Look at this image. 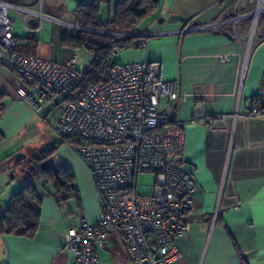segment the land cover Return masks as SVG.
<instances>
[{"label":"crops","instance_id":"crops-1","mask_svg":"<svg viewBox=\"0 0 264 264\" xmlns=\"http://www.w3.org/2000/svg\"><path fill=\"white\" fill-rule=\"evenodd\" d=\"M8 1L32 5L35 0ZM257 1L156 0V10L135 30L151 34L144 38L145 46L119 47L117 61L156 63L162 79L179 82L173 116L184 123L181 163L192 172L196 191L194 207L187 218L188 231L173 239L180 252L173 264H264V114L255 112L256 105L251 107L252 97L264 100V12L254 32L251 33L252 21L246 19L234 26L236 35L230 34L232 38L217 31L177 33L191 25L252 12ZM57 11L69 20L46 15L68 23L75 20L73 13ZM30 21L28 28L23 25V36L13 33L16 46L25 47L23 37L31 34L36 42L29 55L56 63L77 55L81 70L88 66L91 55L70 46L64 45L60 59L54 57V51L48 58L38 56L36 32L42 23L36 28V22ZM59 30L53 31L59 38L62 33H74L67 28ZM220 55L227 56L226 62L218 61ZM14 81V75L0 67V101L6 105L0 118V167L16 152L31 150L21 138L35 115L17 101ZM58 149L62 156L58 154L59 163L71 172L75 185V190L61 199L49 184L41 182L46 195H40L32 177L22 180L11 173L9 181H5L0 176V186L8 188L5 201L0 199V211L10 195L26 182L32 183L41 199L33 236L0 234V264H71L72 254L64 248L66 228L76 226L80 215L90 221L98 219L101 198L89 170L70 145L62 143ZM96 253L98 264H134L126 260L112 234L102 247L96 248Z\"/></svg>","mask_w":264,"mask_h":264},{"label":"built area","instance_id":"built-area-1","mask_svg":"<svg viewBox=\"0 0 264 264\" xmlns=\"http://www.w3.org/2000/svg\"><path fill=\"white\" fill-rule=\"evenodd\" d=\"M9 10L23 13L27 28L28 20L33 19L36 28L43 20H50L74 31L89 29L47 16L39 0L32 5L0 0V67L14 75L17 101L39 113L51 97L61 99L54 132L59 141L78 140L71 148L89 170L101 198L97 220L80 215L78 224L65 230L64 248L72 254L71 264H98L96 248L102 247L110 234L130 263L173 264L180 255L173 239L188 231L187 218L196 191L192 172L181 163L184 123L173 116L178 80L162 79L156 63L117 61L120 48L115 46L109 51L113 64L100 82L75 93L73 88L83 71L77 55L56 63L16 52ZM261 12L264 4L258 0L252 12L191 25L177 33L217 31L236 35L234 26L246 19L252 21V33ZM92 32L132 37L128 46L138 48L144 47V38L151 35ZM226 60V55L218 58L220 63ZM5 109L0 101V118ZM142 172L155 177L151 196L136 194V178Z\"/></svg>","mask_w":264,"mask_h":264},{"label":"trees","instance_id":"trees-1","mask_svg":"<svg viewBox=\"0 0 264 264\" xmlns=\"http://www.w3.org/2000/svg\"><path fill=\"white\" fill-rule=\"evenodd\" d=\"M110 5V0H90L88 3H77L73 15L77 25L94 31L111 33H133L138 24L156 10V0H114L110 11V17L102 22L98 17L101 5ZM132 37H120L109 33L76 30L74 33H62L60 40L65 46L74 49H85L92 57L88 66L82 71V79L73 88V92L80 93L92 84L99 83L102 77L112 66L113 60L109 57L111 48L128 45ZM25 47L19 44L15 51L23 54H31V48L35 46V38L31 34L23 37ZM256 113L264 114V100L258 96L251 98V107H255ZM78 140L67 139L60 143L72 146ZM55 148H52L54 150ZM50 151L45 154L38 153L40 162ZM45 160V159H44ZM34 178H41L44 184H49L54 195L61 199L72 190H75L73 176L67 167L60 165L53 170L49 162L40 164ZM35 167L33 166L32 169ZM41 199L37 195L31 182H26L18 190L13 192L4 208L0 211V234H15L26 237L34 235L39 223Z\"/></svg>","mask_w":264,"mask_h":264},{"label":"rangeland","instance_id":"rangeland-1","mask_svg":"<svg viewBox=\"0 0 264 264\" xmlns=\"http://www.w3.org/2000/svg\"><path fill=\"white\" fill-rule=\"evenodd\" d=\"M19 3L22 2H32V0H16ZM43 4V11L45 14H53L55 17L62 19V20H69L67 16H61L60 12L57 11V9H62L67 14H72L75 9V2L74 0H41ZM114 0H110V5L104 4L100 7L98 12V17L102 22H105L108 17H110L108 14H110L111 7L113 5ZM22 14H16L13 10H9V17L12 22L13 26V33L19 37L23 36L25 34V30L23 29L22 24ZM260 16V15H259ZM258 16V17H259ZM148 17V16H147ZM144 21H142L143 23ZM42 25L38 28L36 32L37 40V54L41 57L48 58V54L51 51H54V57H57V59H60L63 54L64 45L61 43L60 38L55 34H53V31L55 33L57 31H60L59 29L64 30L72 29L68 28L69 26H62L58 23H55L50 20H43ZM75 23V20L73 21ZM141 23V24H142ZM140 23L138 24L141 25ZM137 26V27H138ZM53 34V35H52ZM85 50V49H84ZM86 51V50H85ZM81 52V51H80ZM62 108V102L61 99L57 96L51 97L49 100H47L44 103L43 110L39 113H33L35 115V119L32 120L33 122L30 125V128L27 130L26 134L23 136L24 139L23 145H26L28 147H31V150H27L25 152V158L21 161H19L16 164L11 163L8 167V170H1L0 169V176L5 181H9V176L12 173L11 176H15V178H22V180H25V177H32V180L34 182V185L40 195H46V189L44 188V185L41 180V178H33V175H36L38 173V169L41 167L40 164H46L49 162L50 167L53 170H57L60 166L59 163V157L61 156V153H59V146H62V143H60L59 139L57 138L54 130L52 129L54 121L56 119V116L60 112ZM19 139L18 141L20 142ZM52 148H55L52 150ZM50 151V153L45 157L42 158L41 163L40 162V155L38 153H43L44 156ZM59 154V157H58ZM45 159V160H44ZM4 164V163H3ZM2 164V165H3ZM33 166L35 167L34 169ZM155 177L153 174L142 172L139 173L136 178V194L139 196H151L152 193V186L154 184ZM41 182V183H40ZM5 183V182H4ZM8 191V188L6 185L4 188L0 186V199L2 202L5 201L6 191ZM6 194V195H5ZM9 197V196H8ZM1 202V203H2ZM1 206V204H0Z\"/></svg>","mask_w":264,"mask_h":264},{"label":"water","instance_id":"water-1","mask_svg":"<svg viewBox=\"0 0 264 264\" xmlns=\"http://www.w3.org/2000/svg\"><path fill=\"white\" fill-rule=\"evenodd\" d=\"M75 2L77 3H85L86 1L88 0H74ZM34 20L31 19L30 23H32ZM88 31H92V30H88ZM223 35H225L227 38H232V36L227 33V32H224ZM25 153L23 152H16L15 154H13L10 158L7 159V162L6 164H4L3 166H1L0 168L1 169H5V167L10 164V163H13V164H16L18 163L19 161L23 160L25 158ZM42 168H46L47 165H44V166H41Z\"/></svg>","mask_w":264,"mask_h":264},{"label":"bare ground","instance_id":"bare-ground-1","mask_svg":"<svg viewBox=\"0 0 264 264\" xmlns=\"http://www.w3.org/2000/svg\"><path fill=\"white\" fill-rule=\"evenodd\" d=\"M258 12H259V8H258V10L256 11V15H257Z\"/></svg>","mask_w":264,"mask_h":264}]
</instances>
